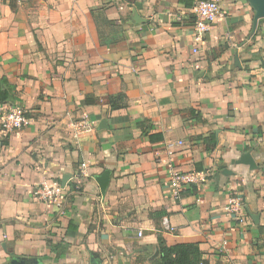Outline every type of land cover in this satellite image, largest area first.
<instances>
[{
	"label": "crops",
	"instance_id": "1",
	"mask_svg": "<svg viewBox=\"0 0 264 264\" xmlns=\"http://www.w3.org/2000/svg\"><path fill=\"white\" fill-rule=\"evenodd\" d=\"M211 1L221 14L199 40L179 0H0L5 104L28 118L0 124V264H150L159 236L199 244L201 264H264V23L254 37L247 0ZM245 152L256 170L233 164ZM170 165L202 175L196 194L174 197ZM46 180L64 207L36 198Z\"/></svg>",
	"mask_w": 264,
	"mask_h": 264
},
{
	"label": "built area",
	"instance_id": "2",
	"mask_svg": "<svg viewBox=\"0 0 264 264\" xmlns=\"http://www.w3.org/2000/svg\"><path fill=\"white\" fill-rule=\"evenodd\" d=\"M191 12L195 17V36L197 39L202 40L211 31L221 14V10L211 0H197ZM0 120L5 133L9 135L21 131L28 124L25 110L15 105L0 104ZM76 126L80 133L90 132L94 129L88 117H84ZM181 146H183V142L181 141L168 143L166 146L167 155L173 158L177 149ZM201 181H203V177L197 172L182 171L174 165H170L169 167V184L175 198H180V194L184 190L196 187ZM65 192V185L46 180L36 187L34 194L38 200L48 206L61 208L67 203ZM243 208L241 201L232 196L226 210L235 216L237 215L236 217L242 221L245 218ZM138 236L142 238L143 233L139 232Z\"/></svg>",
	"mask_w": 264,
	"mask_h": 264
},
{
	"label": "trees",
	"instance_id": "3",
	"mask_svg": "<svg viewBox=\"0 0 264 264\" xmlns=\"http://www.w3.org/2000/svg\"><path fill=\"white\" fill-rule=\"evenodd\" d=\"M195 0H179L181 4H183L185 7L191 9L194 6ZM210 1V0H207ZM194 17V16H191ZM194 24H195V17ZM264 23V19L259 21V24L261 25ZM260 25L258 26V29L254 35L256 37L260 30ZM264 67V66H263ZM14 86L10 84L5 78L0 80V104H5L9 102V99L11 95L13 94ZM121 95L119 96V98ZM88 102V100H87ZM117 105H113V108H116ZM192 115L194 118L200 120V116L196 115V112L194 110H191ZM163 139V136L161 135H152L149 136V140L152 141H160ZM197 190L194 187L189 188L185 192L181 193V196H188L196 194ZM158 250L159 255L157 258L152 259L150 261V264H201V256L202 252L200 249L199 244L197 243H190V244H182L178 243L176 241L172 243H167L165 239L159 236L158 238ZM53 252L57 254V259H60L62 257V253L64 251V248L58 245L56 248L52 249ZM12 257H15L14 254H10Z\"/></svg>",
	"mask_w": 264,
	"mask_h": 264
},
{
	"label": "water",
	"instance_id": "4",
	"mask_svg": "<svg viewBox=\"0 0 264 264\" xmlns=\"http://www.w3.org/2000/svg\"><path fill=\"white\" fill-rule=\"evenodd\" d=\"M247 2L250 4V6L255 12L253 29H252V33L254 34L258 27L259 21L264 19V0H247ZM138 17L139 16L137 12L134 11V21H137L139 19ZM235 63L238 66H240L238 54L235 57ZM106 123L107 121L105 120L102 121L99 126V129H103ZM233 164L248 166L252 171L258 168L255 158L253 157L251 152L243 153L237 160L233 162ZM230 173L231 172H229L228 170H225L223 172V174H230ZM110 178H111V171L109 170L105 171L103 174H101L96 178V181L103 195L106 194L107 188L110 183ZM257 217L258 216H253V219H256ZM158 255H159V251L157 250L154 257H158ZM7 264H42V262L37 257L28 258V257L15 256L12 257ZM92 264H96L94 258L92 259Z\"/></svg>",
	"mask_w": 264,
	"mask_h": 264
},
{
	"label": "rangeland",
	"instance_id": "5",
	"mask_svg": "<svg viewBox=\"0 0 264 264\" xmlns=\"http://www.w3.org/2000/svg\"><path fill=\"white\" fill-rule=\"evenodd\" d=\"M215 1H216V0H215ZM216 3L219 4L218 1H216ZM0 124H1V120H0Z\"/></svg>",
	"mask_w": 264,
	"mask_h": 264
}]
</instances>
